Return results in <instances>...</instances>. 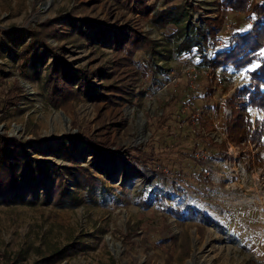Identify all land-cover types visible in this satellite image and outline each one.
I'll list each match as a JSON object with an SVG mask.
<instances>
[{"label": "rangeland", "instance_id": "rangeland-1", "mask_svg": "<svg viewBox=\"0 0 264 264\" xmlns=\"http://www.w3.org/2000/svg\"><path fill=\"white\" fill-rule=\"evenodd\" d=\"M221 1L150 0L153 12L170 11L163 24L134 0H0V62L9 72L0 82V133L31 140L29 157L58 166L66 163L59 140L88 135L91 142L81 140L73 153L104 179L91 194L68 180L82 199L76 207L0 203V264H46L45 257L76 240L82 249L57 264H264V150L226 142L229 159L213 143L226 138L224 98L248 81L256 63L220 68L212 81L196 45L190 52L178 48L202 17L221 15L222 32L251 27ZM69 16L128 26L152 40L151 50L142 47L129 59L94 41L48 38L73 68L100 70L96 85L123 86L113 102L81 97L54 107L42 84L51 56L37 72L16 67L13 52L23 39L16 31L50 19L67 34ZM180 26L188 29L178 37ZM16 87V107L5 108ZM210 87L212 95H205ZM250 111L264 122L263 111Z\"/></svg>", "mask_w": 264, "mask_h": 264}, {"label": "trees", "instance_id": "trees-1", "mask_svg": "<svg viewBox=\"0 0 264 264\" xmlns=\"http://www.w3.org/2000/svg\"><path fill=\"white\" fill-rule=\"evenodd\" d=\"M134 1L142 13L150 15L152 21L163 24L168 21L170 12L168 9L153 12L155 6L148 4L150 0ZM219 5H227L230 9L241 13L245 19L252 21L251 27L245 30L233 29L230 32H222L218 30L223 21L221 15L218 14L215 18L202 17V25L193 26L192 34L182 39L178 43V48L190 52L193 45H196L197 52L201 53V62L206 66L212 81L217 78V70L220 68L232 67L238 70L256 63L247 72L248 81L223 100L222 127L226 128L224 131L226 138L219 143L215 141L213 143L216 148H222L224 157L231 159L226 153L228 149L226 142H230L239 150L250 146L254 149L258 147L260 151L264 150V122L259 118L252 119L250 111L256 108L264 112V0H222ZM174 9L178 13L179 10L184 9V6L180 4ZM64 24L71 28L67 34L58 33L56 24L50 19L45 20L38 27L28 28L27 33L16 31L14 35L23 37L13 52L16 67L22 70L21 73H27L30 69L37 72L38 65L51 56L52 61L46 67L42 84L47 101L54 107L59 103L81 97L108 102L121 97L116 92H124L123 86L96 85L92 79L103 74L100 70L73 68L58 54L56 47L48 43V38L67 37L81 42L94 41L105 44L129 59L142 47L151 50L152 40L128 26L112 28L96 21L71 16L64 19ZM186 29H188L186 26L178 27L177 36H183ZM220 37H223L221 44L217 41ZM208 49L210 52H207ZM8 75L4 63L0 62V82ZM212 93L210 87L205 95L210 96ZM20 97L18 87L15 91L7 92L4 107H16ZM224 109H229L231 115L226 116ZM81 140L91 142L90 136H83L80 133L68 134L59 140L57 151L62 153V159L66 163L58 166L44 159L29 157L26 154L25 143H31V140L0 133V203L9 205L41 202L53 203L60 208L80 205L82 199L78 197L77 190L70 189L68 180L75 181L76 189H86L90 194L104 184L101 176L91 172L89 166L80 164L75 157L73 151L78 150L77 144ZM46 148L52 152L49 144H46ZM137 159L144 162L152 157L138 155ZM47 182L49 184H46ZM159 198L163 200L165 196L160 194ZM142 204L147 205L145 202ZM82 247V243L76 240L45 257V263L57 264L76 254ZM21 257L22 254L18 253L15 259Z\"/></svg>", "mask_w": 264, "mask_h": 264}, {"label": "built area", "instance_id": "built-area-1", "mask_svg": "<svg viewBox=\"0 0 264 264\" xmlns=\"http://www.w3.org/2000/svg\"><path fill=\"white\" fill-rule=\"evenodd\" d=\"M217 41L220 43V41H221V40H220V39H218ZM195 113H197V112H195ZM229 113H230V111H229ZM197 114H198V113H197ZM193 115H194L193 117H195V118L197 117L195 114H193ZM224 131H226V128H224V129H223V131H221V132H223V133H224ZM232 149H234V148H232Z\"/></svg>", "mask_w": 264, "mask_h": 264}]
</instances>
